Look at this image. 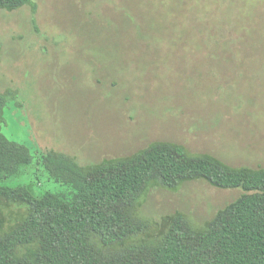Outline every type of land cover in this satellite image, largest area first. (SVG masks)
Masks as SVG:
<instances>
[{"label":"rangeland","instance_id":"obj_1","mask_svg":"<svg viewBox=\"0 0 264 264\" xmlns=\"http://www.w3.org/2000/svg\"><path fill=\"white\" fill-rule=\"evenodd\" d=\"M0 12L3 132L81 165L157 141L264 167V0H35ZM7 186L68 193L35 157ZM241 189L152 190L141 218L201 228ZM157 228L153 224L152 231Z\"/></svg>","mask_w":264,"mask_h":264},{"label":"trees","instance_id":"obj_2","mask_svg":"<svg viewBox=\"0 0 264 264\" xmlns=\"http://www.w3.org/2000/svg\"><path fill=\"white\" fill-rule=\"evenodd\" d=\"M27 6L36 12L35 0H0V12ZM15 93L0 92V264H264V167L232 166L165 140L89 165L52 149L34 152L3 132ZM35 157L68 193L7 186ZM196 181L243 193L201 228L176 212L151 232L140 216L148 194Z\"/></svg>","mask_w":264,"mask_h":264}]
</instances>
